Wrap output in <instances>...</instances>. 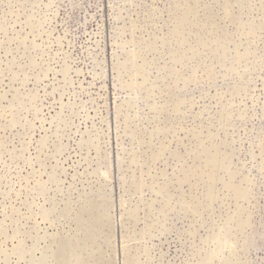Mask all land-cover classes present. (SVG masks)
Returning a JSON list of instances; mask_svg holds the SVG:
<instances>
[{
	"label": "rangeland",
	"instance_id": "rangeland-1",
	"mask_svg": "<svg viewBox=\"0 0 264 264\" xmlns=\"http://www.w3.org/2000/svg\"><path fill=\"white\" fill-rule=\"evenodd\" d=\"M0 264H264V0H0Z\"/></svg>",
	"mask_w": 264,
	"mask_h": 264
}]
</instances>
